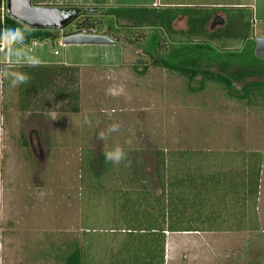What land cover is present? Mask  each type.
Returning <instances> with one entry per match:
<instances>
[{
    "label": "rangeland",
    "instance_id": "rangeland-1",
    "mask_svg": "<svg viewBox=\"0 0 264 264\" xmlns=\"http://www.w3.org/2000/svg\"><path fill=\"white\" fill-rule=\"evenodd\" d=\"M31 2L36 6V0ZM89 9H81L80 14L94 13L96 22L100 23L99 18L103 23L97 25L94 33H103L116 44L61 45V36L83 31L76 30L72 22L60 32L59 42L44 43L32 52L36 61L78 67L77 83L71 86L78 92V111L58 112L60 108H55L50 112L41 109L22 113L16 108L17 96L15 102L7 100V106L13 109L14 136H21L17 145L26 141L27 147H19L22 157L10 172L17 185L9 202L14 198L11 205L14 207L15 203L21 213L22 226L6 228L5 256L0 258V264H64L66 255L76 247L82 250V264H109L122 233L109 198L114 191H131L136 187L137 184H125L135 163L145 174L140 188L159 195V176L166 177L164 182L169 178L173 181L174 173L184 170L187 162L191 172L196 162H201L194 170L202 174L199 181L193 172L190 182L186 180L188 174L181 180L186 188L193 189L214 171L243 172L248 163H241V155L255 153L260 156L259 175L263 158L260 194L264 202V95L248 103L229 97L212 83H206L201 91L190 92L183 77L152 66L153 59L142 49L147 39L152 34L160 38L162 48L157 49L154 59L169 55L188 41L181 33L187 31L184 17L173 23L176 35L167 37L162 31L131 29L124 22L102 17L106 8H93V12ZM226 11L212 10L196 16L207 14L225 21L227 16L239 15ZM106 24L115 31L106 29ZM260 26L250 15L244 30L239 29L241 37L262 38ZM218 28L207 25L206 30L212 34ZM206 40L220 53L219 57L195 52L177 60H183L181 64L190 68L199 67L224 76L249 73V77L231 80L233 95H239L244 83H264V63H235L236 66L222 68L228 51L241 55L250 41ZM237 57L233 61H243ZM200 81V77L195 78L190 89L197 90ZM113 124L119 128L109 132ZM101 133L103 139L99 138ZM116 146L125 153V159L118 164L110 161L108 172L93 177L87 167L88 157L99 158ZM161 154L169 162L159 168L156 160ZM222 158L225 167L216 169ZM22 184L26 186L21 188ZM261 224L264 230V221ZM259 235L257 238L264 239V234ZM171 239L177 241L179 252H185L170 264H264V245L254 248V231L231 235L217 246L210 245L208 237L204 242L197 237L172 236L168 241ZM193 246L200 252L193 255Z\"/></svg>",
    "mask_w": 264,
    "mask_h": 264
},
{
    "label": "trees",
    "instance_id": "trees-1",
    "mask_svg": "<svg viewBox=\"0 0 264 264\" xmlns=\"http://www.w3.org/2000/svg\"><path fill=\"white\" fill-rule=\"evenodd\" d=\"M4 4L5 0H0V10ZM61 9L72 10L80 15L74 22L76 30L97 32V25L102 23L99 18L97 20L100 23L96 22L94 13L80 14L81 9L79 8ZM89 10L93 11L94 9L90 7ZM210 11L212 12V10L182 8L107 7L102 17H111L116 23L124 22L131 29L147 28L155 32L162 31L167 37L176 35L173 23L178 18L184 17L187 31L181 33L188 37V41L169 55L154 59L157 49L162 48L160 38L152 34L147 39L146 45L142 49L146 55L153 59L152 66L183 77L190 92L201 91L206 83H212L221 87L229 97L236 100H246L250 103L252 98L262 97L264 83L256 81L244 83L239 90V95H233L235 91L232 88L231 80L238 76L249 77L251 76L249 73L241 72L239 75L232 73L229 76H224L199 67L190 68L181 64L183 60H177L184 55H193L195 52H200L202 55L211 53L219 57L220 53H216V50L206 42V39L218 41L225 38L238 42L245 40L250 43L241 55L228 51L225 60H222L225 64L224 67L222 65V68L236 66L235 63L242 66H248L251 62L264 63L254 56V41L248 36L241 37L240 35L239 29L244 30L250 20V13H248L249 16L241 13L236 17L227 16L225 21L207 14L201 17L196 16L203 12L211 13ZM13 25L24 33L21 45L25 47H29L32 43L54 44L60 40L59 31L29 29L7 17L5 11L2 14L0 12V31ZM207 25L219 28L214 33L208 34ZM106 26V29L114 30L112 25L106 24ZM202 39L205 41L201 42ZM1 40L2 37H0V42ZM237 56L243 61H233L238 59ZM77 71L78 67L64 65L19 67L18 75H24L26 80L23 83L18 82L16 89L17 110L22 113H34L41 109L50 112L55 108H60L58 112L76 113L78 111V92L77 90L73 91L71 86L77 83ZM197 77L201 78L199 88L197 90L190 89L191 83ZM181 156L183 157L184 154ZM241 156V163H248L246 170L239 173L229 170L214 171L202 183H199L197 188L193 189L186 188L181 180L185 178V174H188L189 179L186 178V180L190 182V175L193 172V177L199 181L202 174L194 170L199 167L201 162H196V167L192 168V172L190 162H187L184 170L179 171L178 169V172L174 173L173 181L169 178V181L164 182L166 177L160 173L159 195L147 193L143 191V188H140L143 186L141 182L145 179V174L136 163L132 164L125 184L126 186L137 184L136 187H133L131 191H114L109 198L112 200L113 210L117 212L116 220L122 230L121 240L117 242V252L110 257L109 264H164V232L254 231L257 228L255 203L259 187L260 156L255 153ZM109 162L105 161L103 155L99 158L88 157L87 167L93 177L97 178L109 171ZM167 162L169 161L165 160L161 154L157 157L156 166L162 168ZM221 162L222 164L216 166V169L225 167V159H220L219 163ZM236 209H239V213L235 215L232 211ZM221 211H225V216H221ZM232 217L237 219L236 222H227ZM195 222L198 224H194ZM82 260V250L76 247L66 255L64 264H82Z\"/></svg>",
    "mask_w": 264,
    "mask_h": 264
},
{
    "label": "crops",
    "instance_id": "crops-1",
    "mask_svg": "<svg viewBox=\"0 0 264 264\" xmlns=\"http://www.w3.org/2000/svg\"><path fill=\"white\" fill-rule=\"evenodd\" d=\"M47 1L50 0H36L35 5L42 7H55L59 9H86L90 7H92V9L107 7H136L152 9L182 8L196 10H216L219 13H224L226 10H229L237 12L238 14L250 13L251 17L257 22V25H261L259 28V32L262 36L260 37L264 38V0H51V3H47ZM4 11L5 4L0 10L1 14ZM97 35L104 34L99 33ZM42 45H44V43H32L29 47H25L16 42L6 41L3 38L0 42V46H2L3 48V50H0V258L3 255L5 256L4 248L6 247L7 240L5 236L6 228H10V226H22L21 213L15 206V203L14 207H12L11 205L14 201V198L11 197L9 202L10 193L16 189L17 185V182H12L13 179L10 172L13 173L12 168H14L15 163L18 160L20 161V158L22 157V151L18 150L19 147H27L26 141H21V145H17V143L19 144V139L21 140V136L16 135L18 139L14 136L15 129H13L14 120L12 118L13 109L7 106V100H16L17 83L15 84V86H13L12 80L14 79V76L18 75L19 67L26 65H53L47 64L43 60H40L36 63L32 62L33 60H35V56L32 52H35V50ZM262 159L263 158H261V174L259 175V187L255 203L257 228H255L254 230V248H258L259 245L262 244L264 245V239L257 238V234H260L259 236L264 234V230L261 224V221H264V218H262V214L264 213V202L260 194V180L263 171ZM23 185L24 184L21 185V188ZM232 213L236 215L237 213H239V209L233 210ZM221 214V216H225V211H221ZM236 220L234 217H232L227 222H236ZM11 221H14L13 225H11ZM194 224L197 225L198 223L195 222ZM242 232L243 231L179 233L164 232V264L174 263V260L177 259V255L179 253L185 252H179L177 241H174L173 239L168 241V239L172 236L197 237L200 238L198 241L202 242H204L205 238L208 237L209 240L207 242H209L210 245L217 246L220 243L219 241H224L225 238H230L231 235H238ZM194 248L195 247L193 246L191 250V252H193V255H195L194 252H200L195 251Z\"/></svg>",
    "mask_w": 264,
    "mask_h": 264
},
{
    "label": "water",
    "instance_id": "water-1",
    "mask_svg": "<svg viewBox=\"0 0 264 264\" xmlns=\"http://www.w3.org/2000/svg\"><path fill=\"white\" fill-rule=\"evenodd\" d=\"M5 13L10 19L33 30L63 31L78 15L74 11H65L55 7H42L32 5L31 0H5ZM255 48L254 56L264 62V38L253 39ZM61 45L74 46H109L115 41L105 35L94 32L81 31L71 35H63Z\"/></svg>",
    "mask_w": 264,
    "mask_h": 264
},
{
    "label": "clouds",
    "instance_id": "clouds-1",
    "mask_svg": "<svg viewBox=\"0 0 264 264\" xmlns=\"http://www.w3.org/2000/svg\"><path fill=\"white\" fill-rule=\"evenodd\" d=\"M0 37L5 39L9 42H16L18 44H22L24 40V33L17 28L16 26H9L3 31H0ZM33 63H36L38 61L33 60ZM26 80V77L24 75H18L14 76V79L12 80L13 86H15L16 83H23ZM85 123H87V120L85 119ZM119 128V125L113 124L109 127V132H115ZM100 139H103V134L101 133L99 135ZM104 159L106 162L111 161L114 164L120 163L122 160L125 159V153L122 151V149L119 146L114 147L110 151H106L103 153Z\"/></svg>",
    "mask_w": 264,
    "mask_h": 264
},
{
    "label": "built area",
    "instance_id": "built-area-1",
    "mask_svg": "<svg viewBox=\"0 0 264 264\" xmlns=\"http://www.w3.org/2000/svg\"><path fill=\"white\" fill-rule=\"evenodd\" d=\"M0 50H3L2 46H0Z\"/></svg>",
    "mask_w": 264,
    "mask_h": 264
},
{
    "label": "flooded vegetation",
    "instance_id": "flooded-vegetation-1",
    "mask_svg": "<svg viewBox=\"0 0 264 264\" xmlns=\"http://www.w3.org/2000/svg\"><path fill=\"white\" fill-rule=\"evenodd\" d=\"M79 17H80V15L78 16V18H79ZM75 21H76V20H75ZM75 21H74V22H75ZM64 30H65V29H64Z\"/></svg>",
    "mask_w": 264,
    "mask_h": 264
}]
</instances>
